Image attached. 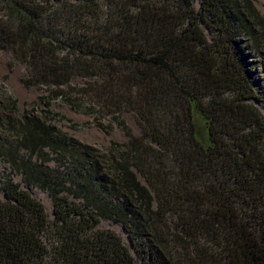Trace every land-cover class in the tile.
Listing matches in <instances>:
<instances>
[{"label":"trees","instance_id":"1","mask_svg":"<svg viewBox=\"0 0 264 264\" xmlns=\"http://www.w3.org/2000/svg\"><path fill=\"white\" fill-rule=\"evenodd\" d=\"M195 3L0 0V50L47 93L16 119L0 87V160L54 202L50 217L2 176L0 264H264V97L242 42L260 55L264 20L251 0ZM57 101L128 142L102 153L63 134Z\"/></svg>","mask_w":264,"mask_h":264},{"label":"rangeland","instance_id":"2","mask_svg":"<svg viewBox=\"0 0 264 264\" xmlns=\"http://www.w3.org/2000/svg\"><path fill=\"white\" fill-rule=\"evenodd\" d=\"M255 9L264 20V0H251ZM194 7L200 11V0H196ZM203 27L205 28L204 24ZM244 46L247 47V54H250L248 59L250 63H254L256 78L264 79V48H259L261 52L257 55L253 52V48L248 39L242 40ZM242 47V46H241ZM244 48V47H243ZM252 67V68H254ZM26 77V68L20 63H15L12 55L5 51L0 50V87L6 89L8 96L12 97L16 102V111L13 116L20 119L28 112L35 116H41L42 111L47 110L45 105L41 103L40 97L47 94L43 89L30 88L24 85L23 80ZM260 81L258 89L263 93L260 94L264 97V82ZM81 83V80H78ZM77 83V84H78ZM259 94V93H258ZM6 94L0 96V112H3L6 104ZM253 104L258 107L264 115V99L262 102L253 101ZM53 115V126L61 131L63 134L74 138L83 144L92 146L100 152L104 153L112 143L123 144L128 142L129 138L123 128L112 119L97 121L94 116H89L82 109L69 105L63 101L54 102L51 106ZM8 112V111H6ZM123 120L127 126L132 130L134 135H140L141 128L136 118L125 113ZM9 137L12 134L7 133L6 130L0 128V136ZM48 167L53 168L56 166L54 160L47 164ZM5 174L11 176L12 180L20 185L24 190L30 192L35 198L40 200L46 208L47 213L51 217L54 210V202L48 191L42 190L26 184L23 181L21 174L13 172L10 166L0 160V180ZM70 200H73L69 197ZM100 229H110L122 236L127 242L128 233L124 226L112 220H102L98 226ZM128 243V242H127Z\"/></svg>","mask_w":264,"mask_h":264},{"label":"bare ground","instance_id":"3","mask_svg":"<svg viewBox=\"0 0 264 264\" xmlns=\"http://www.w3.org/2000/svg\"><path fill=\"white\" fill-rule=\"evenodd\" d=\"M255 52V51H254Z\"/></svg>","mask_w":264,"mask_h":264},{"label":"water","instance_id":"4","mask_svg":"<svg viewBox=\"0 0 264 264\" xmlns=\"http://www.w3.org/2000/svg\"><path fill=\"white\" fill-rule=\"evenodd\" d=\"M126 230V229H125Z\"/></svg>","mask_w":264,"mask_h":264}]
</instances>
